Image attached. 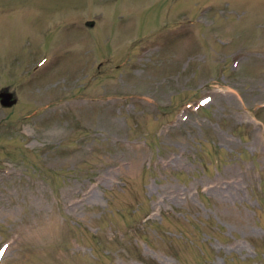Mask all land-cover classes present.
Returning a JSON list of instances; mask_svg holds the SVG:
<instances>
[{"label":"rangeland","instance_id":"rangeland-1","mask_svg":"<svg viewBox=\"0 0 264 264\" xmlns=\"http://www.w3.org/2000/svg\"><path fill=\"white\" fill-rule=\"evenodd\" d=\"M0 264H264V0H0Z\"/></svg>","mask_w":264,"mask_h":264},{"label":"water","instance_id":"water-1","mask_svg":"<svg viewBox=\"0 0 264 264\" xmlns=\"http://www.w3.org/2000/svg\"><path fill=\"white\" fill-rule=\"evenodd\" d=\"M16 101V98L13 94V91L3 88L0 89V103L2 105L8 106L13 104Z\"/></svg>","mask_w":264,"mask_h":264}]
</instances>
